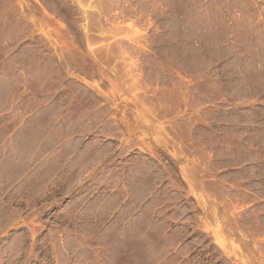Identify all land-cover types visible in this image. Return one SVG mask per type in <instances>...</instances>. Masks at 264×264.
<instances>
[{
    "label": "rangeland",
    "instance_id": "obj_1",
    "mask_svg": "<svg viewBox=\"0 0 264 264\" xmlns=\"http://www.w3.org/2000/svg\"><path fill=\"white\" fill-rule=\"evenodd\" d=\"M0 264H264V0H0Z\"/></svg>",
    "mask_w": 264,
    "mask_h": 264
}]
</instances>
